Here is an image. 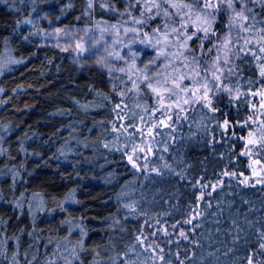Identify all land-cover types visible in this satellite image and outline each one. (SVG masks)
Returning <instances> with one entry per match:
<instances>
[{"label": "trees", "instance_id": "trees-1", "mask_svg": "<svg viewBox=\"0 0 264 264\" xmlns=\"http://www.w3.org/2000/svg\"><path fill=\"white\" fill-rule=\"evenodd\" d=\"M143 2L130 17L126 0H108L106 9L94 3L91 10L86 0H0V264H264V181L257 183L262 175L256 172L258 179L241 183L253 174L254 160L264 165V142L247 144L249 131L253 139L264 136V113L244 124L252 117V93L264 81V54L242 39L254 42L264 34L258 32L264 0H245L247 20L221 11L212 25L215 35L197 33L201 41L193 37L186 47L185 37L171 32L182 22L177 16L133 23L132 17L157 11L148 12ZM28 19L33 23H23ZM53 21L81 25L124 59L104 52V64L77 62L45 43ZM132 27L139 34L125 35L123 29ZM156 27L159 33L150 30ZM193 30L189 23L186 35ZM250 48L262 58L245 55ZM161 49L165 54L156 60ZM152 60L155 65L144 69ZM145 71L151 80L143 79ZM179 75L186 76L177 80L181 87L193 86L187 77H206L207 99L178 112L167 107L165 93L160 108L146 84L158 86L159 80L158 87L178 91L173 78ZM116 105L124 109L126 132L115 125ZM152 125L157 127L148 138L137 130ZM148 143L147 167L138 169L127 155L133 145ZM249 150L251 156L242 155Z\"/></svg>", "mask_w": 264, "mask_h": 264}, {"label": "snow or ice", "instance_id": "snow-or-ice-1", "mask_svg": "<svg viewBox=\"0 0 264 264\" xmlns=\"http://www.w3.org/2000/svg\"><path fill=\"white\" fill-rule=\"evenodd\" d=\"M127 4H128V8H126V12L128 13V15L131 17V11L130 9L135 8L137 5H140L141 0H126ZM254 3H260V0H253ZM94 3H99V6L101 7V9H106L109 7L108 4V0H86V5H87V9L91 10L94 7ZM224 5V8H221V5ZM236 4H240L241 5V11H236ZM247 7V5L245 4V0H144L143 2V8L146 9L148 12H151L152 9H156L157 11L155 12L154 15H150L148 16L146 19H136L135 17H132V21L134 24H140V25H146L149 21L151 20H155L156 17L161 16L162 18H167V20H170L172 16H177L180 18V20L182 21L179 25V28L172 26L171 27V32L173 33H178L180 36H184V44L181 45V47H186L187 46V41L188 40H192L193 37H196V41L200 42L201 41V37L197 35V33H201L203 35L204 39L208 38L209 33L211 32L212 35H215V32L212 31V25L215 22L216 16L221 12V11H227V10H231L232 12V19H242V20H247L248 17L244 15V11L243 9ZM261 7H264V4H261ZM169 8L171 9H175V12H170ZM112 11H115L114 8L111 9ZM181 13H183V15H181ZM140 16L144 17L145 16V12L141 11L140 12ZM187 16L188 20H183V17ZM79 19V18H78ZM167 20L165 21V27H168V23ZM127 22V21H125ZM23 23L25 24H32L33 21L31 19L28 20H24ZM191 23L192 25H194V30L191 32V34L186 35L187 32V26L188 24ZM241 27L243 28V25H241ZM111 28L116 30V34L119 35L120 29L116 27V25H111ZM184 29L183 32H181L180 30ZM153 32L159 33L160 32V28L156 27L154 29H150ZM248 28H245L244 31H248ZM63 29H56L57 33L63 32ZM88 29H85V32H87ZM103 31H107V29H103ZM125 35H127L128 32H132V33H136L139 34L140 30L132 27V28H124L123 29ZM259 33H264V28L258 30ZM145 36L148 35L147 32L144 33ZM165 40H167V36H168V32H164L163 33ZM230 33L228 35H226L224 37V43H223V48L225 50H227L225 52V56H224V63L227 64L228 63V51H231V49H228V45L230 43H232L231 39H230ZM24 39H27V37H24ZM244 39V44L248 45L249 43H254V47L259 51V53L264 54V34H259V39L256 41H249L246 38H242ZM95 43H99V41H96ZM114 44H119L120 41L119 40H115L113 41ZM141 44H144L145 41L141 40L140 41ZM147 43L151 44V40H149ZM157 43H160V40L157 39ZM93 47L95 46V44L92 45ZM126 47H130V45H125ZM76 47L78 49H80L81 52L87 51V49L84 47L83 44L77 42L76 43ZM213 47H216V45H213ZM65 51L67 49H64ZM212 49H209V51H211ZM241 51H243V48L241 49ZM104 52L107 54L108 57H112L116 60H123L124 57L120 56L118 53H113L108 51L107 48L104 49ZM165 52L163 49H161L159 51V53L156 56V60L159 59V57L161 55H164ZM251 55L253 56L256 60H260L262 57L257 55V51L253 50V49H249L248 52L245 53V55ZM133 56H135V53H132ZM180 56H183V53L179 54ZM185 59H187V57H185ZM156 60H152L149 61L147 64H144V69H148L149 64L155 65ZM193 60L195 61V57H193ZM220 60V57L217 56L216 57V62H218ZM22 61H13L12 63H16L19 64ZM216 62L213 63V67L216 68V71H221V69H219L218 67H216ZM97 63L99 64H104V60L100 59L97 61ZM198 63V62H196ZM106 66V65H105ZM132 67L135 68V61H133ZM185 67H187V65H185ZM260 67V76L264 77V64L259 65ZM125 69L124 68H120L118 69V71L123 72ZM209 69H205V71H208ZM153 74L154 75H161L160 72L156 71L155 68L152 69ZM0 74H2V70H0ZM228 74L229 76L232 75V69L229 68L228 69ZM196 75H199V73H196ZM212 78L213 80L219 81L220 77L216 75V72L212 73ZM143 79L145 81L147 80H151L152 77L150 75H148V73L145 71L144 75H143ZM186 79L185 75H179L177 77L173 78V85L175 89H178V91L174 90L173 88H161L158 87L161 85V81L157 80L156 81V85L158 86H154L152 83H147L146 87L151 89V91L159 98L158 99V103L160 105V108H164V99H165V93L168 94L167 98L171 101V103L169 105H167L168 108H172L173 106L178 109V112H183L184 109V105H191L194 103H199L201 100H206L207 99V94L209 91L208 88V81L207 78L205 77L203 82H198L196 80H194L191 77H187V79L189 80V83L192 84V87H188L187 85H185L184 87H181L180 83H177V80L179 81H183ZM167 81H165L166 83ZM135 85V82H133ZM199 84V87H197L196 85ZM201 88L203 89V95L198 97L197 96V92H199L201 90ZM225 91L230 92L231 89L228 88L227 86H225ZM181 93H183L184 95L182 96ZM190 94V95H189ZM120 95H123V93H120ZM252 95L256 96H260L262 98H264V92H255L252 93ZM117 108L120 107V105H116ZM260 107L264 108V102L260 103ZM253 108H255V105H253ZM159 110V109H157ZM163 114V113H162ZM179 114H177V119H179ZM168 119H171V117L169 116ZM251 120V117H248L244 124L247 125L248 122ZM253 123H255V121H252ZM159 126H166L164 124V120H160L159 121ZM261 126H264V123H262ZM134 127V126H133ZM157 127V125H152V127H150L148 129L147 135L151 136L152 135V129ZM243 127V125H242ZM121 129H123V125H121ZM114 131H119L120 129H116L115 127L113 128ZM125 132L127 131V129H123ZM134 135L136 134L135 132L133 133ZM253 137V132L249 131L248 132V139H247V144L250 145H258L261 142H264V136H261L259 140L257 139H253L251 138ZM241 139H244V137H241ZM105 147H107V145H105ZM137 150H139L141 153L145 152L144 148H139L136 145H133L132 147V152L135 153ZM148 151H151V148L149 147L147 149ZM251 150L246 151L244 153H242V155H248L251 156ZM128 160L129 162L133 163V166L136 167L137 165L135 164V162L133 161V158L131 155L128 156ZM260 161L259 160H254L253 164H259ZM145 167H147V165H145ZM167 167V165H166ZM249 168H252V164L248 165ZM153 171H155V169H153ZM253 174L255 175V171L253 170ZM235 175V174H233ZM247 177H245V181H241V183L246 182ZM261 181H257V183H260ZM202 198V197H201ZM211 205H209L210 207ZM187 223L191 224L192 220L189 219L188 221H186ZM198 226V225H197ZM175 227V226H173ZM182 236H184L185 239H187V236L184 233H181ZM261 247L264 248V244H261ZM155 251V250H153ZM162 251V249H161ZM0 255H4L3 253H0ZM159 259L163 260V256H160ZM181 264H183V262H181ZM249 264H251V260H249Z\"/></svg>", "mask_w": 264, "mask_h": 264}, {"label": "rangeland", "instance_id": "rangeland-1", "mask_svg": "<svg viewBox=\"0 0 264 264\" xmlns=\"http://www.w3.org/2000/svg\"><path fill=\"white\" fill-rule=\"evenodd\" d=\"M56 29H63V32L57 33ZM98 41L96 38L90 36L87 32H85V29L81 27V25L75 24V25H64L59 23L58 21H53L52 25L50 27V31L45 39V43L47 45L60 47L62 49H67V53L70 55H73L74 59L81 63V61H88L90 59H97L95 61H98L100 59H105L103 56L104 54V47L101 46L98 43H95ZM79 42L84 45V47L87 49V51L81 52L80 49L76 47V43ZM95 44L93 47L92 45ZM65 51V50H64ZM104 57V58H103ZM105 62V61H104ZM99 64V63H98ZM257 92H264V81L261 85L260 89ZM264 102V98L256 95L252 96V119H255L257 121L260 116L264 113V108L260 107V103ZM253 105H255V108H253ZM122 105L119 107V111L117 112V118L115 121V125H123L125 126V112L124 109L121 108ZM126 129H129L128 126H125ZM138 131L143 133L144 135L150 137L147 135L148 129H144L143 126H140L137 128ZM150 144H146L145 146H142L140 148H144L145 152L141 153L139 150H137L135 153L131 152L127 155H131L133 158V161L137 165L136 168L142 169L144 163L147 161V157L149 156L148 146ZM139 149V148H138ZM129 161V160H128ZM131 163V162H130ZM133 165V163H131ZM254 168L253 170L259 173V175H262L259 179L255 177L254 174H252L247 180L249 182H253L255 179H258L257 181H261L262 179L264 181V165L260 162L259 164H253ZM262 174H261V173ZM193 220L194 216L191 217ZM189 224V223H187ZM163 232H169L168 228H163Z\"/></svg>", "mask_w": 264, "mask_h": 264}]
</instances>
